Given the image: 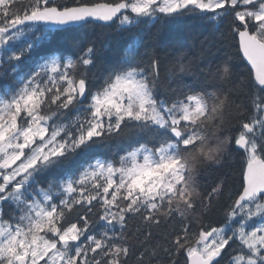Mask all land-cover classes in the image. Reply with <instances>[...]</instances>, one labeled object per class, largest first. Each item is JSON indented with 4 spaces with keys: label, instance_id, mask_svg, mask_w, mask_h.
<instances>
[{
    "label": "snow or ice",
    "instance_id": "obj_1",
    "mask_svg": "<svg viewBox=\"0 0 264 264\" xmlns=\"http://www.w3.org/2000/svg\"><path fill=\"white\" fill-rule=\"evenodd\" d=\"M182 17L237 38L251 107L234 66L203 49L174 47L162 80L151 30L103 67L94 45L55 43L93 22L132 31ZM115 141L126 146L99 158ZM233 152L239 187L207 223L227 186L197 176ZM133 256L264 264V0H0V264Z\"/></svg>",
    "mask_w": 264,
    "mask_h": 264
},
{
    "label": "trees",
    "instance_id": "obj_2",
    "mask_svg": "<svg viewBox=\"0 0 264 264\" xmlns=\"http://www.w3.org/2000/svg\"><path fill=\"white\" fill-rule=\"evenodd\" d=\"M59 3H72V0H58ZM84 2H95V0H84ZM167 19L152 29L151 25L143 26L141 29L125 31L119 25H104L98 23L89 24L85 28H79L71 33L55 38L58 46L68 48L70 42L79 40L82 44L94 45L97 56L100 60V66L103 67L106 61H115L122 56L123 49L136 35H143L145 31L151 30L153 33V42L159 52L161 61L162 80L171 63V57L174 47L182 46L185 54H200L203 49L206 54H210L213 59L227 60L234 66L236 73L241 81L244 82L245 91L243 99L251 107V85L254 83L253 73L249 66L243 60L238 49L237 38L227 33V26L217 31V26L211 21H200L190 17H182L173 23H167ZM93 80V84H95ZM166 83L162 84V88ZM126 146V142H113L112 150H104L99 158H111L116 152L121 151ZM95 154V153H93ZM243 160L239 153L233 152L231 157L226 160L225 165L219 170H210L197 176V180L206 186H211L217 180H223L226 183L227 191L224 198L220 201L215 210L208 214L207 223L215 224L222 217L223 201L227 196L239 187L241 179V165ZM135 221L130 222V230H134ZM99 227V226H97ZM133 243H135L133 241ZM129 264H136L135 257L129 258Z\"/></svg>",
    "mask_w": 264,
    "mask_h": 264
},
{
    "label": "water",
    "instance_id": "obj_3",
    "mask_svg": "<svg viewBox=\"0 0 264 264\" xmlns=\"http://www.w3.org/2000/svg\"><path fill=\"white\" fill-rule=\"evenodd\" d=\"M96 23H101V22H96Z\"/></svg>",
    "mask_w": 264,
    "mask_h": 264
}]
</instances>
